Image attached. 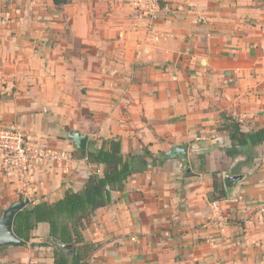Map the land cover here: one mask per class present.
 <instances>
[{
  "label": "crops",
  "instance_id": "crops-1",
  "mask_svg": "<svg viewBox=\"0 0 264 264\" xmlns=\"http://www.w3.org/2000/svg\"><path fill=\"white\" fill-rule=\"evenodd\" d=\"M168 2L151 17L146 0H0V127L72 157L36 162L29 193L0 163V214L82 191L104 170L88 150L117 139L142 169L85 221V264H264V143L250 164V147L227 152L231 117L264 127V0ZM225 173L245 175L232 196ZM50 232L39 223L0 264H54Z\"/></svg>",
  "mask_w": 264,
  "mask_h": 264
},
{
  "label": "trees",
  "instance_id": "trees-1",
  "mask_svg": "<svg viewBox=\"0 0 264 264\" xmlns=\"http://www.w3.org/2000/svg\"><path fill=\"white\" fill-rule=\"evenodd\" d=\"M67 0H55L57 4ZM227 127L233 141L232 147L227 149L230 156L241 153V148L250 147L246 154L245 164L253 163L258 156L255 148L264 143V127L245 132L235 118H230ZM90 162L104 165L103 173H92L82 191L69 190L65 196L56 202H39L31 204L22 210L15 219V233L26 241L31 238V232L39 223L48 222L51 227V240L57 239L64 243H75L73 255L62 249H55L54 264H85L94 252L92 245L86 244L83 231L85 221L95 211L111 202V191L125 189V182L129 175L142 168L133 163V156H124L121 152L120 141L111 139L103 142L96 149H89L84 156ZM215 192L212 198H225L226 193L215 181ZM23 199V197H21ZM51 245V242L44 243Z\"/></svg>",
  "mask_w": 264,
  "mask_h": 264
},
{
  "label": "built area",
  "instance_id": "built-area-1",
  "mask_svg": "<svg viewBox=\"0 0 264 264\" xmlns=\"http://www.w3.org/2000/svg\"><path fill=\"white\" fill-rule=\"evenodd\" d=\"M147 15L157 16L160 12L170 11L171 5L168 0H146ZM239 123L244 119L237 118ZM0 153L1 168L7 174L14 176L23 192L29 193L32 187V168L40 160L60 162L71 159L69 152L60 149L32 145L27 139L25 132L17 127H0ZM215 215L212 218L215 224L223 228L227 223V217L219 210L217 202L214 203Z\"/></svg>",
  "mask_w": 264,
  "mask_h": 264
},
{
  "label": "water",
  "instance_id": "water-1",
  "mask_svg": "<svg viewBox=\"0 0 264 264\" xmlns=\"http://www.w3.org/2000/svg\"><path fill=\"white\" fill-rule=\"evenodd\" d=\"M77 149L86 154L89 136L80 132L72 131L68 134ZM245 178L243 174L231 175L224 174V185L228 196H232L238 183ZM31 203L29 198L12 203L2 214H0V252L12 247L24 246L27 244L22 238L16 235L14 231V222L17 214ZM54 243L65 251L72 253L74 244H65L58 240Z\"/></svg>",
  "mask_w": 264,
  "mask_h": 264
}]
</instances>
